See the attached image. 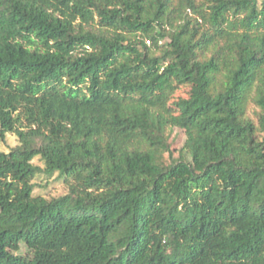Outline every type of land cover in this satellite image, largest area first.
Listing matches in <instances>:
<instances>
[{
    "label": "trees",
    "instance_id": "obj_1",
    "mask_svg": "<svg viewBox=\"0 0 264 264\" xmlns=\"http://www.w3.org/2000/svg\"><path fill=\"white\" fill-rule=\"evenodd\" d=\"M7 133L0 264H264V1L0 0Z\"/></svg>",
    "mask_w": 264,
    "mask_h": 264
},
{
    "label": "rangeland",
    "instance_id": "obj_2",
    "mask_svg": "<svg viewBox=\"0 0 264 264\" xmlns=\"http://www.w3.org/2000/svg\"><path fill=\"white\" fill-rule=\"evenodd\" d=\"M258 1L261 3L264 0ZM189 91L190 85L188 84L177 87L174 94L169 98L167 107L174 110V102L179 98H187L189 96ZM257 112L258 109L255 105L250 104L247 116L255 123L257 122ZM165 135L168 143L170 144L171 154L160 148L153 149L152 162L154 164L167 167L173 159H184L190 161L191 156L187 134L179 128L167 127ZM18 144L19 142L17 136L12 133H7L3 140L0 139V152L7 153L11 148L17 146ZM33 163L43 167V162L39 158H35ZM32 183L35 185L32 195L41 196L49 200L63 196L68 191L67 186L64 183V177H61L58 173H54L53 175L38 174L33 178ZM28 253L29 251L27 248L21 244L18 254L24 256Z\"/></svg>",
    "mask_w": 264,
    "mask_h": 264
}]
</instances>
